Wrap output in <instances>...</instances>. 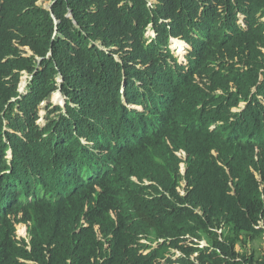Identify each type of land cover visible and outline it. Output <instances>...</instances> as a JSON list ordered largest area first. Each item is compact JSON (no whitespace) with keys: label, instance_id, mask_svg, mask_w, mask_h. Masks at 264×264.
Masks as SVG:
<instances>
[{"label":"trees","instance_id":"obj_1","mask_svg":"<svg viewBox=\"0 0 264 264\" xmlns=\"http://www.w3.org/2000/svg\"><path fill=\"white\" fill-rule=\"evenodd\" d=\"M263 243L264 0H0V264H264Z\"/></svg>","mask_w":264,"mask_h":264},{"label":"clouds","instance_id":"obj_2","mask_svg":"<svg viewBox=\"0 0 264 264\" xmlns=\"http://www.w3.org/2000/svg\"><path fill=\"white\" fill-rule=\"evenodd\" d=\"M150 35H153L154 36V33L152 32V31H150ZM172 39H175V38H172ZM172 39H171V41H172ZM171 41H170V47H171ZM183 41V40H182ZM185 42V41H184ZM188 47L190 48V45H188ZM189 50H191V48L189 49ZM188 55V54H187ZM186 58H187V56H186ZM186 61H187V59H186ZM182 64V63H181ZM20 86H21V84H20ZM24 87H25V85H24ZM218 94H221V91H218ZM64 98V97H63ZM246 104L247 103H245V102H241L240 104H239V106L238 107H235V108H233V110H232V112L233 113H238V112H241L245 107H246ZM132 108H136L137 110H142L140 107H132ZM215 125H213L212 127H211V130H213V129H215ZM211 153L215 156V157H217L218 156V152L216 151V150H212L211 151ZM174 154L181 160V162L179 163V171H180V173L182 174V175H184L185 174V172H186V159H187V153L184 151V150H178V151H175L174 152ZM220 163V162H219ZM220 164H222V163H220ZM223 165V164H222ZM258 176V175H257ZM259 177V176H258ZM183 183H185V182H183ZM182 183V184H183ZM186 185V184H185ZM185 186H183L182 187V185H181V187L180 188H178V191L180 192V194L181 195H184V188ZM179 189H182V191L181 190H179ZM20 227H25V233H23V234H25L24 236H21V237H19L18 236V233H17V229L19 230L20 229ZM29 227H30V222H20V223H16L15 224V234H14V237H13V239H14V241H15V243L20 247V246H23V244L24 243H26L27 245L25 246V248L26 249H28V250H30L31 249V246H30V240H31V237H30V235H29ZM21 233V232H20ZM19 233V234H20ZM143 242H146V241H143ZM155 246V245H154ZM177 253V252H176Z\"/></svg>","mask_w":264,"mask_h":264},{"label":"rangeland","instance_id":"obj_3","mask_svg":"<svg viewBox=\"0 0 264 264\" xmlns=\"http://www.w3.org/2000/svg\"><path fill=\"white\" fill-rule=\"evenodd\" d=\"M40 5H43V6H45L47 3H43V2H40L39 3ZM151 33H150V31H148V33H147V35L149 36ZM173 47V46H172ZM172 47H170L171 48V51H172V53H174V55L177 57V60L179 61V63H183V64H186L187 63V61H186V56H187V54L189 53V47L187 48V50H186V53H185V56L183 57V59H181V57L180 56H177L176 54H175V52H174V50L172 49ZM27 79H28V75L27 74H24V76L22 77V80H21V84H26L27 83ZM25 88V87H24ZM57 93H58V91H57ZM62 99V102L60 103V104H56V103H54L53 102V100H52V96H51V98L48 100V101H46V102H44L43 104H41V106H40V110H39V115H40V120L38 121V123L41 125V126H43L45 123H46V114H47V112H48V110L46 109V108H48V105L49 104H51L52 105V107L50 108L49 107V110L50 109H52L54 106H60V107H62V104H63V96L61 95L60 96ZM183 186H185V183H183L182 184V187ZM179 190H181L182 191V189H179ZM17 233H18V236L19 237H21V236H24L25 234H23V233H20V230H18L17 229ZM20 233V234H19ZM202 244H204V242H202L201 243V245ZM263 249H264V243H263ZM237 250L239 251L240 250V247H237ZM177 255L179 254L178 252L176 253ZM174 258H177V256H175Z\"/></svg>","mask_w":264,"mask_h":264},{"label":"water","instance_id":"obj_4","mask_svg":"<svg viewBox=\"0 0 264 264\" xmlns=\"http://www.w3.org/2000/svg\"><path fill=\"white\" fill-rule=\"evenodd\" d=\"M45 8L48 9V10H51V8H52V3H47V4L45 5ZM68 16L72 18V15H71V14H69ZM31 54H32V53L30 52V55H31ZM60 81H61V79H60ZM19 91L21 92V89H19ZM58 94L61 96V91H60V90H58ZM62 107H65V98L63 99ZM9 154H10V156H11V152H9Z\"/></svg>","mask_w":264,"mask_h":264}]
</instances>
